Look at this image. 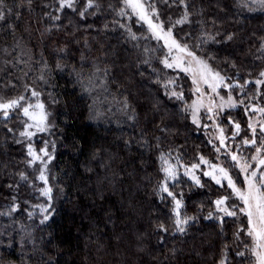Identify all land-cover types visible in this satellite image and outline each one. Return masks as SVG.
Listing matches in <instances>:
<instances>
[{
	"label": "trees",
	"instance_id": "trees-1",
	"mask_svg": "<svg viewBox=\"0 0 264 264\" xmlns=\"http://www.w3.org/2000/svg\"><path fill=\"white\" fill-rule=\"evenodd\" d=\"M148 2L173 37L226 83L254 81L264 71V8L241 0H186L189 22L175 24L185 12L179 0ZM86 4L76 0L75 10L60 11L58 0L0 5L11 9L0 21V102L21 95L24 106L42 102L48 127L29 139L21 135L27 124L21 109L9 110L8 118L0 112V264H255L246 216L215 218L223 216L215 209L217 198L242 202L202 175L207 165L195 171L203 187L184 176L183 167L178 181H169L170 190L183 193L181 218L195 217L184 233L176 230L171 198L159 191L165 179L162 153L171 164L179 157L189 167L202 155L229 169L244 187L226 149L215 151L217 129L208 127L205 116L193 123L191 76L162 63H171L166 48L124 0H95L96 7L81 17ZM92 76L102 84L99 100L96 90L86 89ZM219 91L227 97L229 89ZM244 93L231 89L235 99L264 106V86L249 83ZM229 118L243 131L226 144L254 165L255 149L236 147L242 137L250 138L249 116L243 106L221 114L218 124L230 136ZM29 144L37 152L47 144L53 158L46 169L40 161L28 163ZM41 170L47 184L38 179ZM45 187L52 189L50 200L41 195ZM210 212L213 218L206 219ZM45 215L49 219L41 223Z\"/></svg>",
	"mask_w": 264,
	"mask_h": 264
},
{
	"label": "snow or ice",
	"instance_id": "snow-or-ice-1",
	"mask_svg": "<svg viewBox=\"0 0 264 264\" xmlns=\"http://www.w3.org/2000/svg\"><path fill=\"white\" fill-rule=\"evenodd\" d=\"M29 4L31 0H28ZM166 2V0H165ZM181 4L185 7L184 15L181 19L177 20L175 24H184L189 22V16L191 13L188 11V5L186 0H179ZM260 4L264 6V0H259ZM59 8L58 11L63 10L65 8L74 9V5L76 0H58ZM124 3L127 7L131 8L132 11L138 16L139 20L148 24L149 29L153 32L157 39H164L166 45L171 52L172 49H177L181 53H186L187 56L191 57V61L189 63H195L198 68V74L200 80L207 85L211 92L215 96H219L218 89L221 87L229 89L227 99L223 96H219L220 103L217 104L215 99L209 97L208 105L205 106L203 101H194L193 105V123L199 124V120L197 119V111L200 108H205L209 119L213 120V127H215L219 135L216 139L219 142V147L214 145L215 151L219 153L221 148H225V155L228 157L233 165L239 169L241 173L244 174V183L245 187L241 189L237 186L236 182L233 180V177L229 171V169L225 168L221 164L211 163L204 156H199V162L193 163L191 166L179 164V157H177V164H171L169 160L161 154V160L165 165L162 168V171L165 174V179L161 183L159 191L165 193L167 197H170L173 202V212L176 216L175 225L176 230L180 233H184L186 231V226L190 221L194 220L195 217H183L181 218V209L183 207V193H177L169 188V181L176 182L178 181V168L183 167L184 176H189L195 185L199 187H203L204 185L201 183L199 176L195 175V171L201 168V165H207L208 171H202V175L210 178L215 182L216 185L221 188L227 187L231 189V194L237 197L241 202L242 206L237 205H229L228 201L230 196H221L213 201L215 205L216 211L223 213V216L215 217L216 219L223 222L224 217H237L238 213L243 214L247 218V229L246 234L252 238L253 246L250 249L251 254L255 257V264H264V106H260L253 103H245L243 99H235L231 94V89L239 88L242 93H244V88L249 83H254L256 86H264V71L259 73V77L254 81L246 80L244 84H239L238 82L234 83H226V77L221 75L220 72L213 71L206 61L200 59L196 56V54L190 50H188L187 45H181L172 34V29L169 28L167 30L164 29L163 22H154L159 21V12L157 11L155 5L153 3H145L144 0H124ZM3 4V0H0V5ZM96 7L95 0H87V4L83 11L79 14L81 17L85 16V13L88 9ZM11 9L4 10L0 7V21L5 20L6 14H10ZM121 15H126V13L122 10ZM59 16L54 17V19H59ZM123 27V25L121 26ZM175 27V25H173ZM130 31V30H129ZM132 39H136L134 34H131ZM232 36H227V40H232ZM210 39H214L210 37ZM262 48H264V44H262ZM162 63L168 68H181L182 71L191 72L192 69L190 67H183V61L180 58H175L172 63L165 58ZM235 67V65H233ZM169 83H172L170 81ZM193 83L198 84V80L196 78V74H193ZM27 90V87H26ZM197 92L201 93V97H203L204 93L201 92L199 86L195 89ZM245 96L247 95L244 93ZM31 95L33 97H39L40 93L35 90L31 91ZM173 96H176L178 99L182 98V93L177 94L176 92L172 93ZM261 97H264V93H259ZM255 99V97L251 98ZM25 100V96L21 95L17 98L7 100L5 102H0V112H2L4 118H8L10 116L9 110H15L17 108L21 109L24 116L29 117L32 121H34V125H28L27 127L31 128L35 126L37 132H45L48 130L46 120L47 113L44 111L45 105L42 102H37L35 105L28 104L24 106L21 102ZM243 106L244 112L246 116H249L247 129L250 132V138L245 136L241 138L240 144L236 145V147H251L255 149V154L251 156V161H254L253 165L248 161L247 158L243 157L236 151H232L231 148L226 144V141L232 140L235 141L238 136H240L243 129L239 122L233 121L229 118L228 124L233 128L231 135H225V128L220 127L218 123H215L216 117H218L221 113H223L226 109H235ZM30 109H39L38 112L30 111ZM252 115H249V114ZM252 116H258L259 118L253 120ZM207 127V125H205ZM22 136H26L31 139L32 136L35 135L34 132L25 131L21 133ZM211 143V141H210ZM42 154V155H41ZM28 155L31 157V160L28 163L34 164L37 161L43 163L44 168H47V162L51 161L53 158L48 151L47 144L44 147L40 148L37 152L36 149L33 148L31 144L28 145ZM47 158L45 160L44 158ZM21 180H27V176L24 173H20ZM39 180L43 181L47 184V177L44 173V170H41L40 175L38 177ZM173 187H175V183H173ZM51 187H45L41 189V195L48 197L51 199ZM179 196V198H177ZM164 197L162 196L161 199ZM18 207V206H17ZM39 207L41 212H47V208L44 206H36ZM13 211L16 209L13 208ZM213 213H209L206 219H212ZM49 219L48 215L44 216V219L41 221H47ZM159 230L167 232V227L164 224L158 225ZM244 229H238L236 233L237 239L239 238L240 231ZM227 247V246H225ZM237 255L243 256V252H238ZM219 264H226V259H221Z\"/></svg>",
	"mask_w": 264,
	"mask_h": 264
},
{
	"label": "rangeland",
	"instance_id": "rangeland-1",
	"mask_svg": "<svg viewBox=\"0 0 264 264\" xmlns=\"http://www.w3.org/2000/svg\"><path fill=\"white\" fill-rule=\"evenodd\" d=\"M144 2L147 4L149 3L148 0H144ZM242 3H244L245 5L247 6H251L252 8H259V9H262L264 8V6H262L259 2V0H241ZM126 6V5H125ZM127 7V6H126ZM128 9H130L132 11L131 8L127 7ZM133 12V11H132ZM134 13V12H133ZM135 14V13H134ZM136 15V14H135ZM137 16V15H136ZM138 18V16H137ZM139 19V18H138ZM154 19V22H160V18H159V21H156L155 18ZM147 28L149 29L148 27V24L143 22ZM164 29L167 30V28L164 26ZM150 30V29H149ZM151 34L156 38V36L153 34V32L150 30ZM157 39V38H156ZM159 42L161 41L162 42V45L166 48V53H168V55L170 56L171 58V63L174 61L175 58H180L184 63H183V67H190L192 69L191 72H186L188 75L191 76L192 80H193V74H196V78L198 80V84H194V90L197 88V86H199V88L201 89V92L204 93L203 97H201V93L200 92H197L195 90V98H194V101H203L204 105L207 106L208 105V102H209V97H212L213 99H215L216 103L219 104L220 103V100H219V96H223L221 95L219 89H218V92H219V96H215L212 92H211V89L205 85L201 80H200V77H199V74H198V71H197V68L198 66L195 64V63H189L191 61V57L187 56L186 53H181L180 51H178L177 49H172L171 52L169 51V48L168 46L166 45L165 43V40L164 39H157ZM202 59V58H200ZM203 60V59H202ZM205 61V60H204ZM181 69V68H180ZM86 89L89 91V90H96V94H97V97H96V100H99V95L100 93L102 92V84L100 83L99 79L96 78V76H92L90 77V79L87 81L86 83ZM95 94V95H96ZM224 97V96H223ZM102 98V97H101ZM100 98V100H102ZM225 99H227V97H225ZM193 101V102H194ZM193 102H192V105H193ZM36 103H34L33 105H35ZM30 111H36L38 112L39 109H30ZM99 113H103L102 111L100 112V110H98ZM192 113H193V108H192ZM222 114V113H221ZM221 114L216 117L215 119V123H218L219 121V118L221 117ZM197 119L199 120V122L201 120H204V116H205V119L207 118L208 121H209V126L211 129L213 127V123L214 121L209 119L208 116L210 114H207L206 111H205V108H200L197 113ZM99 117L95 118L98 119ZM26 119H27V124H26V131H31V132H34L36 133V128L35 126L29 128L27 127L28 125H34V121H32L29 117L26 116ZM94 120V118L92 119ZM99 120V119H98ZM212 133V132H211ZM219 135V132L217 130V132L215 133V136L217 137ZM243 174V173H242ZM243 177H244V174H243ZM244 187H245V183H244ZM243 187V188H244ZM241 188V189H243Z\"/></svg>",
	"mask_w": 264,
	"mask_h": 264
}]
</instances>
